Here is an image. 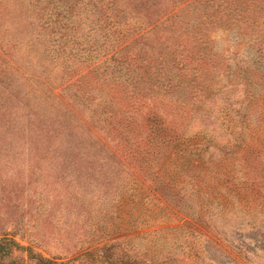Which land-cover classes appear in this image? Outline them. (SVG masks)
<instances>
[{
	"label": "trees",
	"instance_id": "16d2710c",
	"mask_svg": "<svg viewBox=\"0 0 264 264\" xmlns=\"http://www.w3.org/2000/svg\"><path fill=\"white\" fill-rule=\"evenodd\" d=\"M29 1L35 11L29 30H0V168L22 159L43 190L70 171L110 199L127 194L135 180L161 202L180 206L160 169L173 150L210 129L191 133L197 120L214 128L208 112L214 79L228 60L210 45L208 32L216 28L203 27L221 12L239 26L264 0ZM261 175L255 187L263 201L255 206L264 210ZM6 177L0 174V264H169L133 257L115 241L69 258L45 255L41 240L21 243L6 225L20 212L28 181L12 185ZM167 189L177 202L163 198ZM236 231L264 244V221ZM216 235L219 250L247 259L242 246Z\"/></svg>",
	"mask_w": 264,
	"mask_h": 264
},
{
	"label": "rangeland",
	"instance_id": "374dc122",
	"mask_svg": "<svg viewBox=\"0 0 264 264\" xmlns=\"http://www.w3.org/2000/svg\"><path fill=\"white\" fill-rule=\"evenodd\" d=\"M248 5L250 10L256 7ZM185 15L181 14L179 25ZM34 19L29 0H0V30L13 25L27 32ZM213 19L211 23L205 18L211 24L203 28H216L208 32L213 39L210 45L228 58L222 74L214 79L215 103L208 111L213 110L217 122L212 128L207 120H197L191 133L210 129L188 138L160 169L182 198L180 206L161 202L135 180L127 194L104 198L97 184L75 178L70 171L65 179L55 173L54 180H59L44 191L40 179L31 177L25 161L19 159L0 168L12 185L28 181L27 196L13 223L6 225L8 232L25 244L30 238L35 243L41 240L38 248L45 255L61 258L107 240L118 242L133 257L168 259L169 264H264V244L255 243L250 231H236L264 221V210L255 206L263 201L255 186L263 182L264 173V6L239 26L229 25L222 12ZM2 54L0 42V61ZM184 155L190 158L185 168ZM163 191L165 200L177 202L179 196ZM182 218L194 221L199 230L182 223ZM217 233L233 246H242L247 259L219 250Z\"/></svg>",
	"mask_w": 264,
	"mask_h": 264
}]
</instances>
